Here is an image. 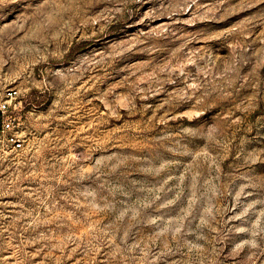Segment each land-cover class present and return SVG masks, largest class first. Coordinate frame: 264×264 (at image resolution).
Segmentation results:
<instances>
[{"label": "rangeland", "instance_id": "rangeland-1", "mask_svg": "<svg viewBox=\"0 0 264 264\" xmlns=\"http://www.w3.org/2000/svg\"><path fill=\"white\" fill-rule=\"evenodd\" d=\"M0 264H264V0H0Z\"/></svg>", "mask_w": 264, "mask_h": 264}, {"label": "built area", "instance_id": "built-area-1", "mask_svg": "<svg viewBox=\"0 0 264 264\" xmlns=\"http://www.w3.org/2000/svg\"><path fill=\"white\" fill-rule=\"evenodd\" d=\"M24 103L16 86H0V153L9 155L25 146Z\"/></svg>", "mask_w": 264, "mask_h": 264}]
</instances>
